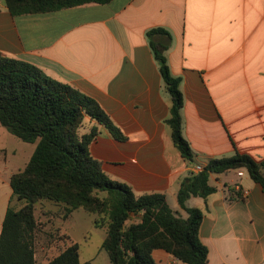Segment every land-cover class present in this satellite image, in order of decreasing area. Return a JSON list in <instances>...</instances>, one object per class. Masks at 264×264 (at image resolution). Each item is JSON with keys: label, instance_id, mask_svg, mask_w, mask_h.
I'll return each instance as SVG.
<instances>
[{"label": "crops", "instance_id": "crops-1", "mask_svg": "<svg viewBox=\"0 0 264 264\" xmlns=\"http://www.w3.org/2000/svg\"><path fill=\"white\" fill-rule=\"evenodd\" d=\"M154 27L171 36L165 55L180 80L181 132L193 163L166 123L171 99L146 37ZM0 52L95 99L126 136L116 141L99 127L89 151L102 171L135 194H164L181 217L179 184L197 167L236 153L264 162V0H111L18 16L0 0ZM29 159L17 167L0 148V233L10 177ZM209 184L215 192L185 203L203 213L208 264H264V189L242 169L211 174ZM53 249L35 252L36 264H47ZM151 256L185 264L163 249Z\"/></svg>", "mask_w": 264, "mask_h": 264}, {"label": "trees", "instance_id": "trees-1", "mask_svg": "<svg viewBox=\"0 0 264 264\" xmlns=\"http://www.w3.org/2000/svg\"><path fill=\"white\" fill-rule=\"evenodd\" d=\"M110 1L3 0L12 16ZM146 37L171 99L166 123L172 142L180 155L193 163L192 149L181 132L184 100L180 80L171 74L165 55L171 36L166 29L154 27ZM0 125L21 141L35 144L25 167L10 177V201L16 200L21 206L16 209L9 204L1 224L0 264H36L34 237L38 224L34 211L36 203L44 200L62 205L65 217L79 209L97 215L93 224L105 229L102 249L110 264H156L151 256L156 249L185 264H208V248L198 233L203 213L187 207V200L205 199L216 191L209 184L211 174L230 170L242 169L264 189V162L236 153L210 159L200 172L181 180L177 204L186 217L173 212L162 193L135 194L130 186L104 173L89 151L99 127L116 141L126 140L99 103L67 83L48 77L36 66L2 52ZM131 217L138 221L127 224ZM78 251V244L71 239L47 264H91L81 262Z\"/></svg>", "mask_w": 264, "mask_h": 264}, {"label": "rangeland", "instance_id": "rangeland-1", "mask_svg": "<svg viewBox=\"0 0 264 264\" xmlns=\"http://www.w3.org/2000/svg\"><path fill=\"white\" fill-rule=\"evenodd\" d=\"M34 147L35 144L21 141L0 125V148L5 149L7 158L18 161L15 166L23 167L24 161L31 157ZM11 204L16 209L21 206L16 200ZM34 215L38 224L34 237V251L38 256L48 246L54 248L47 258L51 259L69 245L72 239L78 244L81 262L110 264L107 253L102 249L105 229L95 227L93 224V220L98 218L97 215L79 209L65 217L62 205L45 200L36 203ZM136 221H138L136 217H131L127 224Z\"/></svg>", "mask_w": 264, "mask_h": 264}, {"label": "built area", "instance_id": "built-area-1", "mask_svg": "<svg viewBox=\"0 0 264 264\" xmlns=\"http://www.w3.org/2000/svg\"><path fill=\"white\" fill-rule=\"evenodd\" d=\"M202 170V168L201 167H197L196 168V173H198V172H200ZM238 175H242L243 176V173H242V171H238V173H237Z\"/></svg>", "mask_w": 264, "mask_h": 264}]
</instances>
